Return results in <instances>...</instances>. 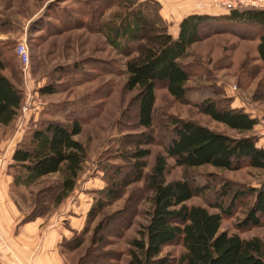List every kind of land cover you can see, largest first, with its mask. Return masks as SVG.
<instances>
[{
	"label": "rangeland",
	"instance_id": "rangeland-1",
	"mask_svg": "<svg viewBox=\"0 0 264 264\" xmlns=\"http://www.w3.org/2000/svg\"><path fill=\"white\" fill-rule=\"evenodd\" d=\"M82 1L0 0V56L6 58L2 74L21 92L20 107L27 99L30 104L25 116L20 115L19 108L14 121L0 129V138L6 140L18 133L21 140L44 120L76 118L81 130L74 140L82 145L85 156L72 192L59 205L51 203L56 191L51 194L47 191L58 181V174L46 176L26 188H13L10 181L8 197L17 211L19 223L41 220L42 224H47L52 220L61 230L65 229L58 241L63 264H126L127 243L137 237V231L147 220L149 192L144 183L131 184L90 223L85 221L98 192L113 180L111 174L115 168L124 165L122 155L132 152L136 136L143 132L135 125L136 110L131 102L136 90L124 89V63L135 54L129 57L118 54L106 44L103 35L78 27V22L89 20ZM95 2L90 1L91 7ZM197 3L207 5L213 12L229 13V10L214 7L211 0H197ZM117 11L120 8L109 3L101 18L107 19ZM256 33L254 28L229 26L224 33L192 45L181 61L189 74L184 101L174 100L162 87L155 90L151 127L155 142L142 147L149 150L144 159V174L150 171L154 157L161 154V142L168 135L169 118L191 121L231 138L251 137L255 146L262 148L264 70L256 55ZM22 41L29 55L24 73L14 55V47ZM48 85L56 92L40 95L38 90ZM206 98L218 108L246 114L255 120V125L248 132H236L212 121L197 108ZM6 149L1 150L0 155L5 154ZM5 157L6 166L1 177L12 174L7 168L9 159ZM166 162L169 169L165 182L186 179L198 193L185 205L204 207L209 213H217L209 206L214 204L221 185L228 183L240 190L264 185V170L244 167L226 171L207 165L185 170L174 166L171 159ZM78 196L82 198L81 204L75 202ZM220 202L227 207L228 197ZM251 202L252 197L238 200L231 216L221 219L219 232L237 234L244 240L256 237L264 244V221L257 228L235 229ZM76 215L84 217L78 231L69 228L67 219ZM181 253L182 248L176 242L162 248L160 257L175 262Z\"/></svg>",
	"mask_w": 264,
	"mask_h": 264
},
{
	"label": "trees",
	"instance_id": "trees-1",
	"mask_svg": "<svg viewBox=\"0 0 264 264\" xmlns=\"http://www.w3.org/2000/svg\"><path fill=\"white\" fill-rule=\"evenodd\" d=\"M90 1L95 2L82 1L89 20L78 22V27L103 35L106 44L118 54L125 57L135 54L124 63V89L136 90L131 102L136 110L135 125L143 132L136 136L132 152L122 155L124 165L115 168L113 180L98 192L85 223L116 202L131 184L142 181L149 192L147 220L137 231V237L127 243L126 264H264V244L260 239L244 240L237 234L219 232L221 219L229 218L235 203L244 197H252V202L235 229L246 231L262 225L264 185L244 190L228 183L221 185L214 204L209 206L217 213H209L204 207L185 205L198 193L186 179L165 182L167 159L185 170L205 165L226 171L244 167L264 170V149L257 148L253 138H231L191 121L169 118L161 154L154 157L146 174L144 159L149 150L142 148L155 142L151 131L155 90L162 87L174 100L185 99L189 74L181 61L192 45L224 33L229 26L257 29L255 50L264 70V12L235 8L222 16L188 15L181 19L176 37L172 38L158 14L159 5L152 0H96L92 7ZM112 2L120 11L102 19L103 11ZM5 67L6 58L0 56V126L14 121L22 99L21 92L3 76ZM55 90L48 85L38 93L52 95ZM197 108L212 121L236 132H248L255 125V120L246 114L218 108L207 98ZM80 130L76 118L40 122L13 148L7 167L12 170L11 186L26 188L46 176L58 174V181L47 191L50 194L56 191L51 203L59 205L72 192L84 161V149L74 140ZM226 197L229 204L224 207L220 201ZM176 242L182 253L175 262L160 257L162 248Z\"/></svg>",
	"mask_w": 264,
	"mask_h": 264
},
{
	"label": "crops",
	"instance_id": "crops-1",
	"mask_svg": "<svg viewBox=\"0 0 264 264\" xmlns=\"http://www.w3.org/2000/svg\"><path fill=\"white\" fill-rule=\"evenodd\" d=\"M153 1L158 3L159 16L167 24V33L172 38L176 37L178 24L185 16L226 15V11L213 12L207 5L197 3V0ZM5 127L7 126H0V129ZM19 141L18 133L6 140L0 138V151L7 148L5 156L9 159L8 165L11 163L13 148ZM262 148L264 149V146ZM10 181V176L6 174L0 178V264H63L58 252V241L66 232L65 229L61 230L52 220L47 224H42L41 220L19 223L17 211L8 197ZM81 196H78L75 202L81 204ZM67 219L70 229H81L83 215L68 216Z\"/></svg>",
	"mask_w": 264,
	"mask_h": 264
},
{
	"label": "built area",
	"instance_id": "built-area-1",
	"mask_svg": "<svg viewBox=\"0 0 264 264\" xmlns=\"http://www.w3.org/2000/svg\"><path fill=\"white\" fill-rule=\"evenodd\" d=\"M214 7H218L224 10H231L235 8L240 9H254L264 12V0H211ZM14 55L19 64L23 67V73L29 63V55L24 42H18L14 47ZM25 75V74H24ZM29 99L25 100L20 107V115L25 116L29 110ZM264 137V132L262 133ZM264 146V145H263ZM5 154L0 155V177L3 174V169L6 166Z\"/></svg>",
	"mask_w": 264,
	"mask_h": 264
}]
</instances>
